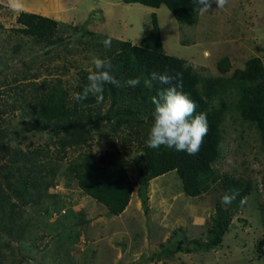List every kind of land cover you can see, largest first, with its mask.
<instances>
[{"label": "rangeland", "instance_id": "rangeland-1", "mask_svg": "<svg viewBox=\"0 0 264 264\" xmlns=\"http://www.w3.org/2000/svg\"><path fill=\"white\" fill-rule=\"evenodd\" d=\"M97 1L79 0L80 11L87 12ZM1 3L5 8L0 11L4 27L0 32V166H5L10 150L36 148L56 158L59 165L48 198L14 209L18 212L15 230L1 238L4 264H264V155L251 125L235 110L229 111L223 123V158L214 166L219 174L248 179L253 186L232 216L230 231L209 252L161 255L165 248L185 250L207 242L220 186L191 198L183 193L176 172H170L147 183L144 206L136 185L130 205L119 216L84 195L66 171L68 162L81 152L98 155L119 149L130 162V178L138 180L133 160L140 155L139 141L149 127L145 116L138 113L133 118V123L142 122L137 127L122 122L120 117H128L120 116L119 99L107 98L89 105L80 131L66 133L52 120L39 119L33 109L59 79L73 97L80 75L86 71L87 80L89 70H94L93 58L107 56L102 41L110 37L99 32L104 19L93 14L78 24L56 20L59 27L52 42L38 43L13 31L19 27L16 19L21 13L14 1ZM120 5L113 30L124 33L126 40L111 41L132 42L147 32L152 13ZM161 9L165 53L192 57L196 64L185 61L202 75L219 76L217 63L229 54L232 70L243 68L251 57L264 64V0H228L222 9L215 4L199 26H180L165 6ZM240 44L243 59L237 52Z\"/></svg>", "mask_w": 264, "mask_h": 264}, {"label": "trees", "instance_id": "trees-1", "mask_svg": "<svg viewBox=\"0 0 264 264\" xmlns=\"http://www.w3.org/2000/svg\"><path fill=\"white\" fill-rule=\"evenodd\" d=\"M125 4H141L158 8L165 5L180 26H195L199 15L194 12L195 0H122ZM5 7L0 4V11ZM18 28L15 33L34 38L38 43L50 44L56 36L59 23L48 17L34 13L21 12L17 16ZM4 30L0 22V32ZM88 35H93L89 32ZM115 40V39H114ZM118 53V54H117ZM107 56L111 59L114 75L124 87L111 84L104 86V101L107 98L119 99L120 121L131 122L137 127L142 122L134 117L141 113L149 127L139 141L140 155L133 163L137 167L138 180L129 176L130 162L119 149H110L98 155L81 152L67 164V174L76 181L79 190L96 203L102 205L112 216H119L130 203L136 185H139L138 197L145 205V188L153 178L176 172L180 178L183 193L191 198L200 197L221 189L214 214L207 231L208 239L202 246L182 250L165 248L160 254L197 253L211 251L222 242V237L230 231L232 216L242 207L241 200L252 192L250 180L236 179L230 175L219 174L215 164L223 158V123L231 109L241 120L251 125L258 133L261 152L264 155V64L259 57L249 58L243 69H234L228 57L217 63L219 76H204L185 60L167 55L164 51L161 32L155 14L150 16V32L138 45L128 41H112ZM152 72L175 75L182 74V91L197 104V112L207 114L210 131L203 140V145L196 155H188L161 147H147L149 130L152 124L154 105L152 98L170 85L153 82L152 88L144 86V79ZM119 73V74H117ZM140 78L136 87L126 85L127 80ZM74 88L75 93H82L86 80V71L80 75ZM178 83L173 81V85ZM111 92V95H110ZM124 102H121V101ZM96 103V97L77 101L67 94L59 79L47 94L35 103L33 114L41 120H52L59 130L73 133L81 130V122L89 110V105ZM143 112V113H142ZM138 136V135H137ZM1 159V157H0ZM5 166H0V264H4L1 238L13 234L16 227L18 205L39 203L48 198V188L58 171L56 158L50 157L41 149L23 151L13 149L8 152ZM1 161V160H0ZM264 180V179H263ZM232 190H239L240 196L230 205L221 203L222 197ZM52 197H55L52 195ZM15 200L16 203L13 202ZM8 208L9 212H5Z\"/></svg>", "mask_w": 264, "mask_h": 264}, {"label": "clouds", "instance_id": "clouds-1", "mask_svg": "<svg viewBox=\"0 0 264 264\" xmlns=\"http://www.w3.org/2000/svg\"><path fill=\"white\" fill-rule=\"evenodd\" d=\"M196 7L194 12L203 16L212 9L213 3L218 9L224 8L228 0H195ZM106 49L112 45L111 38L102 41ZM92 64L94 70H89L87 77L88 84L84 86L82 93H75L73 98L77 101L86 100L90 95L96 97V103L101 104L104 101V86L111 84L116 87H124L120 80L113 74V64L111 59L93 58ZM162 85H170L158 92V95L152 98V104L155 106L152 113V124L149 130L147 147L159 149L162 146L176 151L186 152L188 155L199 153L204 138L208 135L210 128L207 114L197 112V104L191 100L178 88H182V74L176 73L169 75L167 72H152L150 77L144 79V86L153 87V82ZM173 81H177L173 85ZM140 84V78L129 79L127 86L136 87ZM223 147V145H220ZM240 196L239 190H232L226 193L221 200L224 205H230ZM246 198L241 200L243 204Z\"/></svg>", "mask_w": 264, "mask_h": 264}, {"label": "crops", "instance_id": "crops-1", "mask_svg": "<svg viewBox=\"0 0 264 264\" xmlns=\"http://www.w3.org/2000/svg\"><path fill=\"white\" fill-rule=\"evenodd\" d=\"M11 3H15V6L20 9L21 12H27V13H34L38 14L44 17L51 18L53 20H60V22L65 23H83L86 22L88 18H90L93 14H97L98 17L104 19V21H100V33L102 35H106L110 38L114 39H124V33H117L114 29V22L116 21L117 17V11L120 7H122V0H98L97 6H89L87 12H81L80 8V2L79 0H74L73 2L68 3L66 0H9ZM90 0H86V3ZM124 3V2H123ZM2 4V3H1ZM125 4V3H124ZM161 5L158 8L153 7H147L143 6L141 4H136L135 6H131V4L126 5L125 7L129 8H135V11H146L151 12L152 14H155L157 17L158 25L161 32V38H162V44H163V36H162V30H161V23H160V17L158 15L159 11H163L161 8ZM166 7V6H165ZM212 7H215V3H213ZM168 10V9H167ZM74 12V13H72ZM76 13V14H75ZM74 14L77 16H74ZM151 16V15H150ZM202 20V16L200 17L198 22L196 23V26H199ZM150 32V27L148 28L147 32H142V34L135 38L134 41H129L131 44L138 45L142 38L146 37ZM126 40V39H124ZM241 44L239 45V48L237 52L239 51V56L243 59V56L241 55ZM208 53V52H207ZM204 56L206 53H204ZM230 58L229 55H225ZM241 59L240 63L243 64V60ZM249 59V58H248ZM247 59V60H248ZM183 60H186L189 63L194 64V60L192 57L189 59L185 58ZM219 60V58H218ZM217 60V61H218ZM246 60V61H247ZM246 63V62H245ZM196 64V63H195ZM199 65V64H198ZM245 66V64H244ZM244 68V67H243ZM239 68V69H243ZM237 69V68H236ZM131 201V200H130ZM130 205V203L128 204ZM128 207V206H127ZM126 207V209H127ZM125 209V211H126ZM177 254V253H176Z\"/></svg>", "mask_w": 264, "mask_h": 264}]
</instances>
